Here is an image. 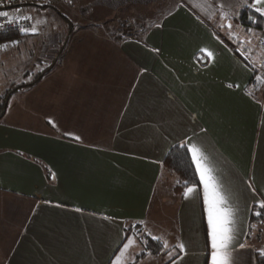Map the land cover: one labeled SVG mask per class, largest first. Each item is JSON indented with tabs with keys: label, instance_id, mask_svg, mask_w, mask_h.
Segmentation results:
<instances>
[{
	"label": "crops",
	"instance_id": "obj_1",
	"mask_svg": "<svg viewBox=\"0 0 264 264\" xmlns=\"http://www.w3.org/2000/svg\"><path fill=\"white\" fill-rule=\"evenodd\" d=\"M229 3L222 20L216 0H69L81 23L0 119V264H111L133 224L161 243L136 264H170L165 242L186 244L178 264H206L202 186L178 198L162 167L186 137L207 145L232 192L248 246L234 255L253 264L264 248V223L254 238L247 231L253 201L264 200V83L250 85L230 45L248 50L255 37L233 21L244 0Z\"/></svg>",
	"mask_w": 264,
	"mask_h": 264
},
{
	"label": "snow or ice",
	"instance_id": "obj_2",
	"mask_svg": "<svg viewBox=\"0 0 264 264\" xmlns=\"http://www.w3.org/2000/svg\"><path fill=\"white\" fill-rule=\"evenodd\" d=\"M218 8L221 10V19L226 18V14L223 13L224 8L234 7L229 3V0H216ZM4 0H0V7H4ZM243 6L248 9L251 15H249V20L253 24H259L261 19H264V0H244ZM20 12V9L16 10ZM258 14V16L256 15ZM0 18L3 21L0 22V29H3L5 25L16 26L18 31L24 35L38 33V29L34 24H31L32 17L28 14H20L18 16H10L7 11H0ZM28 22V23H22ZM221 29L227 27L229 30L232 29V24L228 23L224 25L221 23L219 25ZM247 31L251 33L252 28H248ZM20 42L17 40H12L9 43L0 45V48H8L9 46H17ZM241 46L243 41L240 42ZM250 43V41H249ZM240 47L237 51H240ZM202 52H207L210 57L212 53L207 49H201ZM243 55V52H241ZM247 59V57H245ZM260 79V77H257ZM70 135V134H66ZM79 139V137H75ZM179 148L186 149V153L190 154L191 164L194 166L195 174L198 176V184L202 186V196L204 210L207 216V237H208V247L210 251L207 252V256L210 258L206 261V264H238L237 253L238 249H245L248 247L245 243L239 242V236L242 231V226L239 221L240 209L236 205L233 198V194L230 189L224 188L219 183L216 175L214 174V168L211 166V157L208 155L207 145L202 141H194L192 137H186L182 143L178 144ZM52 178H55L53 174ZM179 183V181H177ZM187 185V181L184 182ZM248 187L252 190L255 196L256 190L252 189V185L249 184ZM198 195L197 184L189 185L185 187L184 198L194 199ZM254 208H250L252 214L260 218L261 223H264V200H254ZM79 211V209H78ZM143 223V222H141ZM255 228L256 225H252ZM127 229L128 226L124 225ZM132 230L136 231V235L140 237L141 244L144 246L142 252H146L147 255H151L147 252V240L144 239L139 231L137 230L136 224L131 225ZM151 235V233H148ZM153 240H159L156 236H151ZM136 244V240L132 236H128L127 242L123 244V248L120 250V254L115 257V260L111 264H121V257L129 251L131 247ZM162 250H166V255L169 258L170 264H178L187 255L186 244L178 243L175 245L174 249H169V245L165 242L162 246ZM176 255H173V252ZM258 254L261 264H264V248L255 250ZM141 256V253H135L132 257V264H136L137 259ZM253 264H256V255L252 256Z\"/></svg>",
	"mask_w": 264,
	"mask_h": 264
},
{
	"label": "rangeland",
	"instance_id": "obj_3",
	"mask_svg": "<svg viewBox=\"0 0 264 264\" xmlns=\"http://www.w3.org/2000/svg\"><path fill=\"white\" fill-rule=\"evenodd\" d=\"M69 0L62 2L56 0H46L41 3L20 6L15 8L13 13L17 14V9L32 17V24L38 29L35 35H13L9 40H4L3 44L12 40L20 43L17 46H9L0 50V99L10 92L14 87L33 82L36 77L54 64L56 58L63 50L64 43L69 33L81 23L78 14H73L68 6ZM124 24V23H122ZM126 24V23H125ZM125 35L139 33L144 30L145 24H127ZM251 36L255 37L256 33ZM0 100V102H1ZM137 230L145 238L139 227ZM135 240L136 253L142 252L144 247L136 231L130 227L128 230ZM251 238L254 236L250 234ZM254 238V237H253ZM150 243L147 242V246ZM148 252V250H146Z\"/></svg>",
	"mask_w": 264,
	"mask_h": 264
},
{
	"label": "trees",
	"instance_id": "obj_4",
	"mask_svg": "<svg viewBox=\"0 0 264 264\" xmlns=\"http://www.w3.org/2000/svg\"><path fill=\"white\" fill-rule=\"evenodd\" d=\"M28 5H31V4H27L24 6H28ZM251 14L252 13H250L247 8L242 7L236 13L233 21L237 27L241 28L244 31H247L248 28H252L253 30L252 33L253 32L256 33V36H257L259 32L264 30V19H261L259 24H253L248 18L249 15ZM256 15L258 16V14ZM13 35H16V34H9L5 36L2 40H9V38L12 37ZM49 69L50 67L46 69L43 73L39 74L33 82L29 84H22L17 87H14L10 92H8L4 96V98H2V100L0 99L1 100L0 119L4 115V110H5L8 98L16 90L22 87H29V86L34 85V83H36L41 76H44L46 73H48ZM162 167L166 174V181L167 182L171 181V191L178 198H181L183 196L186 186L193 185V184H197V186H199L198 177L195 174L193 165L191 164L190 155L186 153V149L179 148L178 144L172 146L169 149V151L167 152L162 162ZM177 181H179V183H177ZM185 181L188 182L187 185H185L184 183ZM252 208H254V206H252ZM261 224L262 223L260 221V218L255 217L252 214V211H250L248 229H247L248 233L250 234V233L259 232V226ZM252 225H256V227L252 228L251 227ZM136 226L139 227V225H136ZM126 232H128V229L126 230ZM143 235L145 236L147 242L150 243V245L147 246L148 252H150L152 255L159 253V251L161 250V243L157 240H151L147 238L145 234ZM256 263L261 264V260L259 256H257Z\"/></svg>",
	"mask_w": 264,
	"mask_h": 264
},
{
	"label": "built area",
	"instance_id": "obj_5",
	"mask_svg": "<svg viewBox=\"0 0 264 264\" xmlns=\"http://www.w3.org/2000/svg\"><path fill=\"white\" fill-rule=\"evenodd\" d=\"M44 1L46 0H4L5 6L0 7V11L9 12L10 16H18L20 14H26V13L19 12L15 14L12 12L14 8L20 7L22 5L24 6L27 4L41 3ZM56 1L62 2L65 0H56ZM2 21L3 18H0V22ZM22 23H28V22H22ZM30 23L32 24V20ZM9 34L24 35L18 31L16 26L5 25L3 29H0V45H2L4 42V40L2 39ZM230 45L251 70L253 77L250 81V85L252 87H256L261 82L264 83V30L258 33L252 47L248 50L240 47L241 50L237 51V48L239 46L234 44H230ZM1 49L2 48H0V50ZM241 52H243V55L241 54ZM245 57H247V59ZM257 77H260V79H257Z\"/></svg>",
	"mask_w": 264,
	"mask_h": 264
}]
</instances>
